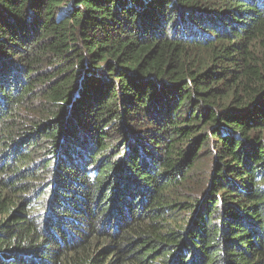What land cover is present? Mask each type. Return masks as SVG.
Instances as JSON below:
<instances>
[{"label":"trees","instance_id":"16d2710c","mask_svg":"<svg viewBox=\"0 0 264 264\" xmlns=\"http://www.w3.org/2000/svg\"><path fill=\"white\" fill-rule=\"evenodd\" d=\"M0 264H264V0H0Z\"/></svg>","mask_w":264,"mask_h":264}]
</instances>
